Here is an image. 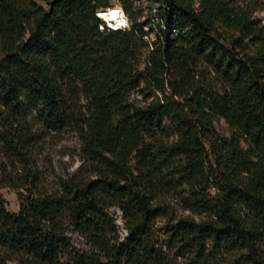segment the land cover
Segmentation results:
<instances>
[{"label": "trees", "instance_id": "obj_1", "mask_svg": "<svg viewBox=\"0 0 264 264\" xmlns=\"http://www.w3.org/2000/svg\"><path fill=\"white\" fill-rule=\"evenodd\" d=\"M44 1L0 0V143L23 167L3 184L20 189L17 211L0 195V264H264V24L232 0H152L150 41L132 0H116L129 27L104 31L110 0ZM152 81L162 95L146 101ZM28 111L74 127L89 171L39 188ZM167 200L198 219L158 233Z\"/></svg>", "mask_w": 264, "mask_h": 264}, {"label": "rangeland", "instance_id": "obj_2", "mask_svg": "<svg viewBox=\"0 0 264 264\" xmlns=\"http://www.w3.org/2000/svg\"><path fill=\"white\" fill-rule=\"evenodd\" d=\"M37 4L46 7L44 0H34ZM133 6L137 10H140L141 15L139 21L146 22L149 15V9L152 11L158 6L152 0H132ZM237 6L242 7L248 11L252 18L264 24V0H232ZM112 5L111 8L106 9H120L123 11L121 5L116 0H110ZM122 21L119 24L125 23V28L129 27V21L127 15L123 11ZM125 17V19H124ZM144 29L147 31L148 38L150 41L155 39V32L151 29L148 23L143 24ZM223 34L228 38V32L224 29ZM151 46V44H149ZM150 47H144L141 50L140 65L139 68L142 70L145 67V63L148 58ZM168 74H164L163 78H167ZM199 83L207 84L208 86H217L213 76L208 72V69H201V74L197 77ZM144 87V85H142ZM164 94H169L167 82H165ZM147 96L146 101H150L156 97L162 95V91L155 89L152 83L148 87H144L143 95ZM142 93L138 90H133L130 97L138 100L139 104H143L145 99ZM85 99H80V112L83 113L85 110ZM28 120L31 130L34 132L33 144L31 151L26 155L27 167L35 171L37 174V184L39 188L46 191L52 192L57 189L59 179L68 178L77 169L88 172L90 169L89 159L85 152V146L81 135L72 126L60 127L53 129L44 124L34 111H28ZM216 132L221 136L229 137L231 133L230 127L224 122L223 119H217L214 122ZM23 172V167L18 163H13L8 158L7 153L4 151L0 143V195L5 201V207L10 212H16L18 208L17 194L20 189L3 185L6 183V178L11 181H15L17 177ZM168 211L157 217L154 220V226L157 232L163 234L170 224L179 216L196 217L189 214L188 211L183 210L179 205H176L171 200L166 201ZM110 214L115 221L118 234L120 238L126 235V229L122 218V213L118 208H110ZM198 219V217H196ZM71 244L76 247H84V240L76 234H69ZM13 264V262H11ZM174 264H187L181 259H177Z\"/></svg>", "mask_w": 264, "mask_h": 264}, {"label": "bare ground", "instance_id": "obj_3", "mask_svg": "<svg viewBox=\"0 0 264 264\" xmlns=\"http://www.w3.org/2000/svg\"><path fill=\"white\" fill-rule=\"evenodd\" d=\"M101 13H103V18L108 21V22H111V23H114V24H119L121 23L122 21V14L121 13V10L116 8V9H109V10H104V11H101Z\"/></svg>", "mask_w": 264, "mask_h": 264}, {"label": "built area", "instance_id": "obj_4", "mask_svg": "<svg viewBox=\"0 0 264 264\" xmlns=\"http://www.w3.org/2000/svg\"><path fill=\"white\" fill-rule=\"evenodd\" d=\"M101 10H102V9H99V10L97 11V13H96L97 16L103 20V23L99 25V29H100L101 31H104L105 29H108V30H119V29H125V23H123V24H114V23H111V22L106 21V20H105L103 17H101V15H100ZM122 13H123V11H122ZM123 15H124V13H123ZM124 19H125V17H124Z\"/></svg>", "mask_w": 264, "mask_h": 264}, {"label": "water", "instance_id": "obj_5", "mask_svg": "<svg viewBox=\"0 0 264 264\" xmlns=\"http://www.w3.org/2000/svg\"><path fill=\"white\" fill-rule=\"evenodd\" d=\"M101 11H104V9H103V10H101ZM100 15H101V17H103V15H104V14L100 12Z\"/></svg>", "mask_w": 264, "mask_h": 264}]
</instances>
